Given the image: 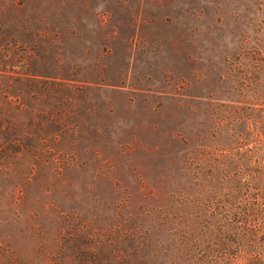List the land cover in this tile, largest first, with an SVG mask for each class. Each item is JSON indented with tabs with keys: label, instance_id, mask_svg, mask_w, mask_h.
Returning a JSON list of instances; mask_svg holds the SVG:
<instances>
[{
	"label": "rangeland",
	"instance_id": "rangeland-1",
	"mask_svg": "<svg viewBox=\"0 0 264 264\" xmlns=\"http://www.w3.org/2000/svg\"><path fill=\"white\" fill-rule=\"evenodd\" d=\"M140 243L264 264V0H0V264Z\"/></svg>",
	"mask_w": 264,
	"mask_h": 264
},
{
	"label": "trees",
	"instance_id": "trees-1",
	"mask_svg": "<svg viewBox=\"0 0 264 264\" xmlns=\"http://www.w3.org/2000/svg\"><path fill=\"white\" fill-rule=\"evenodd\" d=\"M150 249H151L150 246L145 247V246L142 245V243H140V245L138 247H135V249L133 250V252H134V259L137 260L136 261V264H144L143 261L140 259L143 256L148 261V259L150 257V255H149ZM176 251H177V254H178V249H176ZM178 256H179V260L180 261H183V258L180 255H178ZM175 258L168 259V262L166 264H176V259ZM184 260L187 261L186 259H184ZM197 261L198 260H196V264H197ZM198 264H199V262H198Z\"/></svg>",
	"mask_w": 264,
	"mask_h": 264
}]
</instances>
